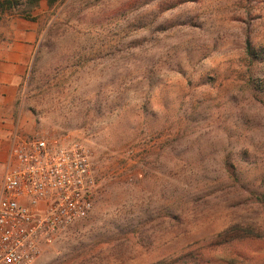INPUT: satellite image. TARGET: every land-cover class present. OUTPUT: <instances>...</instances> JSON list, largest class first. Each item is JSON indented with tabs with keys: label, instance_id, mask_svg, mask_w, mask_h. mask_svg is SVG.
I'll use <instances>...</instances> for the list:
<instances>
[{
	"label": "rangeland",
	"instance_id": "rangeland-1",
	"mask_svg": "<svg viewBox=\"0 0 264 264\" xmlns=\"http://www.w3.org/2000/svg\"><path fill=\"white\" fill-rule=\"evenodd\" d=\"M31 15L17 106L31 133L88 149L96 179L91 212L39 264H264V53L246 54L264 52V0L42 1Z\"/></svg>",
	"mask_w": 264,
	"mask_h": 264
},
{
	"label": "built area",
	"instance_id": "built-area-1",
	"mask_svg": "<svg viewBox=\"0 0 264 264\" xmlns=\"http://www.w3.org/2000/svg\"><path fill=\"white\" fill-rule=\"evenodd\" d=\"M10 143L0 182V264H39L44 245L92 210L91 156L69 134L16 130Z\"/></svg>",
	"mask_w": 264,
	"mask_h": 264
},
{
	"label": "crops",
	"instance_id": "crops-1",
	"mask_svg": "<svg viewBox=\"0 0 264 264\" xmlns=\"http://www.w3.org/2000/svg\"><path fill=\"white\" fill-rule=\"evenodd\" d=\"M21 20L24 25L18 26L17 21V26L0 39V182L13 132L18 130L22 136L33 133V118L17 104L20 84L33 60L36 32L32 26H25L31 20Z\"/></svg>",
	"mask_w": 264,
	"mask_h": 264
},
{
	"label": "trees",
	"instance_id": "trees-1",
	"mask_svg": "<svg viewBox=\"0 0 264 264\" xmlns=\"http://www.w3.org/2000/svg\"><path fill=\"white\" fill-rule=\"evenodd\" d=\"M42 1H46L49 5H52L59 0H0V21L6 16H12L14 14L23 19L34 21L35 18L31 13ZM263 53L262 49L254 48L250 42L247 41L246 54L251 61L262 59Z\"/></svg>",
	"mask_w": 264,
	"mask_h": 264
}]
</instances>
